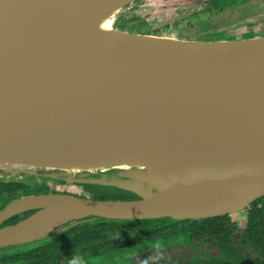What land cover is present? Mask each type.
I'll return each instance as SVG.
<instances>
[{
  "label": "water",
  "instance_id": "obj_1",
  "mask_svg": "<svg viewBox=\"0 0 264 264\" xmlns=\"http://www.w3.org/2000/svg\"><path fill=\"white\" fill-rule=\"evenodd\" d=\"M3 1L0 13L4 10ZM30 3L10 1L15 19L24 11L23 4ZM10 18L13 20L12 14ZM0 21L1 27L4 21ZM9 38L3 47L6 52L0 51V145L31 136L147 133L157 139L225 142L234 147V152L214 167V172L186 177L174 169L110 167L96 171L121 170L118 177L112 178L72 176L62 171L68 175L63 178L66 182L113 186L138 198L96 200L62 192L27 195L0 210V229L20 223L3 225L13 216L28 211L35 214L40 208L21 211L30 201L73 202L90 211L85 218L181 220L252 209L251 204L264 196V60L253 56L159 54L135 60L45 61L19 57L21 46H16L20 43L10 42ZM189 188H224L228 192L216 208L196 214L136 213L147 193ZM85 218L68 220L47 234L9 242L0 248L44 238L62 231L69 221Z\"/></svg>",
  "mask_w": 264,
  "mask_h": 264
},
{
  "label": "bare ground",
  "instance_id": "obj_2",
  "mask_svg": "<svg viewBox=\"0 0 264 264\" xmlns=\"http://www.w3.org/2000/svg\"><path fill=\"white\" fill-rule=\"evenodd\" d=\"M10 1L2 3L4 10L0 13V20L4 23L0 27V51L6 52L3 47L8 36L10 42H19L21 33L30 27L32 32L42 30L44 36L48 34L47 40L53 44L50 50L42 52L35 46L23 48L17 44L16 47L21 46L22 51L19 57L100 62L104 59L155 58L166 54L221 58L253 56L254 59L264 60V40L236 41L233 44L201 41L182 44L118 30L113 25L119 9L131 0H26L32 1L28 4L30 9L23 4L24 11L18 20L11 11L14 7ZM20 61L26 62L24 59ZM232 152L233 146L219 141L157 139L147 133L101 136L91 132L73 138L56 134L12 139L8 144L0 145V165L56 169L71 174L110 167L174 169L186 177L214 172V167L228 160ZM227 192L224 188H189L147 193L145 200L138 204L136 213L196 214L216 208L224 201ZM31 208L40 209L15 226L0 229V245L47 234L63 222L90 214L77 204L62 200L30 201L21 211Z\"/></svg>",
  "mask_w": 264,
  "mask_h": 264
},
{
  "label": "trees",
  "instance_id": "obj_3",
  "mask_svg": "<svg viewBox=\"0 0 264 264\" xmlns=\"http://www.w3.org/2000/svg\"><path fill=\"white\" fill-rule=\"evenodd\" d=\"M229 1L205 0L204 2L211 4L207 9L212 11L214 8L228 4ZM115 27L128 32L152 33L133 31L122 24H115ZM260 35L264 36V33ZM260 35L250 32L239 38L221 32L193 40H232ZM180 39L184 38L180 37ZM81 187L95 199L138 198L132 192L117 187L93 184H81ZM49 191L50 188L44 181L35 183L34 176L20 175L15 178L0 175V210L15 199L32 194L49 193ZM260 211L264 214V209ZM32 213L28 211L13 216L3 225L15 224ZM63 228L58 233L38 240L0 248V264H172L189 259L190 255L196 257L188 247L185 249L188 254L181 248L187 244L192 247L197 246L199 243L196 239L201 233L208 239L219 240L226 248L224 241L226 237L221 234L226 233L228 229L234 230L236 225L230 221L227 214L181 220L170 217L112 219L93 216L69 221L63 225ZM250 228L257 230L264 229V226L259 224ZM248 234L250 238L255 235V233ZM251 246L259 250L264 259V241L252 242ZM182 252L183 255L179 256Z\"/></svg>",
  "mask_w": 264,
  "mask_h": 264
},
{
  "label": "rangeland",
  "instance_id": "obj_4",
  "mask_svg": "<svg viewBox=\"0 0 264 264\" xmlns=\"http://www.w3.org/2000/svg\"><path fill=\"white\" fill-rule=\"evenodd\" d=\"M204 1L205 0H136L124 6L121 10L119 9L118 16L115 20L116 23L114 22L113 27H115V24H122L127 29L133 31H149V33H156L144 34L140 32H130L146 36L144 38L175 41L182 44H195L193 41L198 40L193 39L221 32H224L226 35H235L239 38L250 32H254L258 35L264 33V0H230L228 4L222 5L219 8H214L212 11L207 9L211 4ZM129 19H133L134 21H127ZM31 30L32 28L30 27L22 32L21 41L18 43H20L23 48L35 46L36 50L40 52L43 50H50L53 44L47 40L48 34L44 36L42 30L38 33L32 32ZM180 37L186 40L180 39ZM43 38H46V42ZM187 39H191L192 41L189 42ZM263 40V35H260L249 38L232 39V42H223V44H233V42L236 43V41L261 42ZM222 41L225 40L216 42ZM77 173L79 172L72 173V176H78L76 175ZM80 174H82V172H80ZM0 175L15 178L20 175L34 176L35 183L39 184L44 181L46 185L49 186V193H83L81 184H85L79 182H66L63 178L68 175L56 169H33L23 166L9 165L7 167L5 165H0ZM62 181H64V183H62ZM238 212L241 211L233 212L231 216H234V214Z\"/></svg>",
  "mask_w": 264,
  "mask_h": 264
},
{
  "label": "flooded vegetation",
  "instance_id": "obj_5",
  "mask_svg": "<svg viewBox=\"0 0 264 264\" xmlns=\"http://www.w3.org/2000/svg\"><path fill=\"white\" fill-rule=\"evenodd\" d=\"M222 42L232 41L225 40ZM120 171L121 170H108L106 172H95L90 174L86 172L80 174L79 172L76 175L109 176L110 178H112L118 177V174L116 173ZM75 194L95 199L92 198V196L84 190L83 193L77 192ZM132 199L135 198H125L117 200ZM251 205L252 209H244L241 212L234 214V216H231L232 213L227 214L230 218V221L236 225V228L234 230L230 228L231 230L228 229L226 233L221 234L222 236L226 237L224 239V241L226 242V248L221 245L219 240L211 238L208 239L205 235H202L203 233H201L196 239V241L199 243L197 246L192 247L190 246V244H187L182 246V248L180 247L181 250L185 253H187L185 249L188 247L191 252L196 254V257L193 258L192 255H190L188 257L189 259H184L181 262H173L172 264H264V259L261 256L262 254L259 252V250L251 246L252 242L256 243L258 241H264V229L255 230L253 228H250L259 226V224L264 226V214L260 211L264 209V196L255 200ZM23 220H25V218L20 220V222ZM247 233H255V235L253 236V238H250L249 234L247 235ZM183 252L179 253V256H182Z\"/></svg>",
  "mask_w": 264,
  "mask_h": 264
}]
</instances>
